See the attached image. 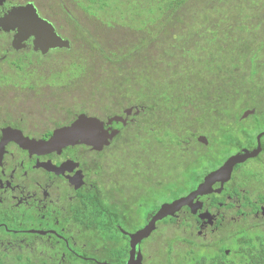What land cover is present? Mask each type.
Wrapping results in <instances>:
<instances>
[{"label":"flooded vegetation","instance_id":"obj_1","mask_svg":"<svg viewBox=\"0 0 264 264\" xmlns=\"http://www.w3.org/2000/svg\"><path fill=\"white\" fill-rule=\"evenodd\" d=\"M88 4V0H0V264H127L131 236L163 204L194 192L208 173L241 149H255L241 148L194 185L179 184V192L171 196L168 179L154 184L146 176L130 174L128 159L112 165L109 147L95 151L76 144L48 151L34 145L48 141L80 114L96 117L61 107L57 96L76 87L71 78L60 76V56L77 43L91 42L90 37H82L91 29L84 11L103 9ZM55 36L69 49H43L54 44ZM61 111L68 116L59 118ZM126 125L105 124V128L121 133ZM200 145L208 147L209 140ZM262 154L237 165L229 181L216 182L197 197L194 203L202 208L196 214L183 207L158 221L155 230L136 245L142 264H171L181 244L189 247L185 254L204 245L202 252L214 255L220 244L238 242L242 233L264 239ZM258 169L260 173L253 176ZM89 201L106 204L110 212L105 214L111 215L108 230L95 242L90 225L96 216ZM200 215L207 217L200 220ZM208 236L211 241H204Z\"/></svg>","mask_w":264,"mask_h":264},{"label":"trees","instance_id":"obj_2","mask_svg":"<svg viewBox=\"0 0 264 264\" xmlns=\"http://www.w3.org/2000/svg\"><path fill=\"white\" fill-rule=\"evenodd\" d=\"M88 2L103 7L85 9L91 29L121 30L123 39L107 50L100 35H83L91 42L77 43L66 52L68 64H73L68 72L62 69L60 56V76L82 87L100 70L107 72L99 76L106 82L92 86H98L97 92L104 86L99 96L117 103L115 110L91 99L92 105L84 101L77 112L108 119L123 116L127 108L139 109L108 146L112 165L128 159L130 174L146 176L154 184L168 179L174 196L179 184L194 185L231 154L256 146V136L264 131V0ZM94 59L101 66L93 75L88 63ZM246 110L255 113L241 120ZM201 133L207 136L208 147L196 141L204 136ZM137 139L142 152L133 151ZM211 143L214 151L209 150ZM261 146L259 162L264 157ZM205 161L210 167L203 168ZM260 169L264 172L261 165ZM259 173L258 169L253 176ZM100 204L89 201L96 216L90 225L96 234L92 242L108 230L111 217L105 214L108 206ZM242 234L231 260L223 255L224 249L210 255L198 245L180 264H264V239Z\"/></svg>","mask_w":264,"mask_h":264},{"label":"water","instance_id":"obj_3","mask_svg":"<svg viewBox=\"0 0 264 264\" xmlns=\"http://www.w3.org/2000/svg\"><path fill=\"white\" fill-rule=\"evenodd\" d=\"M39 47V45L37 46ZM66 48L69 49V44L63 41L60 37L55 36L54 44H46L43 49L48 48ZM139 109L127 108L123 111V116H114L108 118L106 123L100 119L86 114H80L77 116L76 120L68 127H64L56 130L53 136L44 142L34 143L40 149H45L48 151L61 150L67 146H74L76 144L85 145L92 148L95 151H101L105 147H108L113 139L118 135V130H111L105 128V124L112 126L113 124H121L125 126L127 124V118L130 116H138ZM255 113L254 110H246L242 113L240 119L245 120L249 116ZM264 136V131L259 133L256 137L255 149H241L235 155L230 156L225 163L219 167L217 170L208 173L201 184L198 185L197 189L190 193L188 196L177 199L169 204H163L157 213L151 218L149 223L141 230H139L135 235L131 236V251L130 258L127 264H142L141 253L137 255L135 253L136 245L142 240L146 239L149 234L155 230L156 223L167 217H173L175 213L180 211L183 207H188L193 214H196L199 209L202 208L200 203H194V200L210 191L211 186L218 183H225L230 180L231 174L234 167L237 165L244 164L250 159L257 158L262 152L261 138ZM197 141L200 144L207 145L208 141L205 136H199ZM30 143V142H28ZM205 215H200L199 219H204ZM225 255H229V251L224 252Z\"/></svg>","mask_w":264,"mask_h":264},{"label":"rangeland","instance_id":"obj_4","mask_svg":"<svg viewBox=\"0 0 264 264\" xmlns=\"http://www.w3.org/2000/svg\"><path fill=\"white\" fill-rule=\"evenodd\" d=\"M108 24H110V23H108ZM109 28L112 29L113 25H109ZM120 32H121V30L120 31H116V29L115 30H105V31H101V32H99V30H92V29L90 30V34H93V35L97 34V35H100L102 37V39H103V42L101 43L102 47L104 49H107V50L108 49L109 50L110 49H114V47L118 46L119 42L122 41L123 34L120 33ZM98 41L100 42V40H98ZM62 59H63L62 69L65 72L70 71V69H72L71 67L73 66V64L72 65L68 64L66 54H64L62 56ZM124 64H125V67H127L126 69H128V67H129L128 63H124ZM88 65H90V67L92 69V72H93L92 74L94 75L95 72L98 71L99 66H101V63H100V61L98 59H94V60L89 61ZM60 66H61V64H60ZM105 74H107V72L102 69V70H100L98 72L97 75L96 74L94 75L93 80H91L89 83L83 84L82 87H80V85H79V86H76L73 90H71L69 92H58L57 96H58L59 100L62 102L61 103V105H62L61 107H63V105L64 106L66 105L67 108L70 109V111L77 112L78 109H79V106L84 105L83 104L84 101H89L90 102L89 104H91V99H94V101H92L94 104L99 105V106H103L104 105V107H106V108H111V106H112L113 110H115V106H117V103H115V102L111 103L108 100H102V98L99 96V95L102 94V92L104 90V86H101L98 92H97L98 86L97 87H96V85L92 86V83L98 84V83H102L103 81L106 82V78L99 77V76L105 75ZM111 84H114V82H111ZM83 88H85V89H83ZM61 107H60V109H61ZM90 111L94 112L93 109H90ZM253 115H251V116H253ZM63 116H68L66 111H61L60 113H58V117L59 118H63ZM200 135L206 136L203 133H201ZM132 136L133 135H131L129 137H132ZM197 138L198 137H196V141H197ZM134 142H135V144H134L133 151L142 152V149L139 147L140 140L137 139V141H134ZM261 143L264 144V136L261 138ZM209 150L214 151L212 143L210 145ZM263 162H264V157L261 158L260 163H263ZM249 166L250 167L254 166V163L249 164ZM208 167H210V164L207 163V161H205V164H204L203 168H208ZM198 172H203V171H202V169H200ZM187 182H190V180L187 181ZM183 184H188V183H183ZM211 239L212 238L210 236H208L207 238H205L203 240L204 241H211ZM153 246H154V244L151 245V247H153ZM219 247H220L219 250L217 252H215L214 255H216L217 253L219 254L221 249H224L225 251L226 250L229 251L230 254H232V255H235L237 253L236 251L238 250L236 242H234V241H229L227 243H222V244L219 245ZM188 249H189V247L186 244H181L178 247H176V249H175L176 252L173 253V255H172L171 264H180V261H182V259H181L182 255H184L185 252ZM165 264H167V263H165Z\"/></svg>","mask_w":264,"mask_h":264},{"label":"bare ground","instance_id":"obj_5","mask_svg":"<svg viewBox=\"0 0 264 264\" xmlns=\"http://www.w3.org/2000/svg\"><path fill=\"white\" fill-rule=\"evenodd\" d=\"M137 246H139V245H137Z\"/></svg>","mask_w":264,"mask_h":264}]
</instances>
